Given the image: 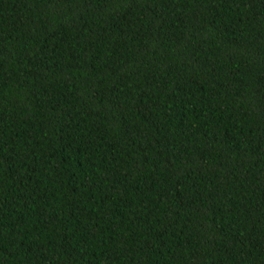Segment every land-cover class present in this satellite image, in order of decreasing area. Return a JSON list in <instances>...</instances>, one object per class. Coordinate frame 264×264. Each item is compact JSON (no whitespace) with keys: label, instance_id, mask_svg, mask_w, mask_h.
Here are the masks:
<instances>
[{"label":"trees","instance_id":"obj_1","mask_svg":"<svg viewBox=\"0 0 264 264\" xmlns=\"http://www.w3.org/2000/svg\"><path fill=\"white\" fill-rule=\"evenodd\" d=\"M0 264H264V0H0Z\"/></svg>","mask_w":264,"mask_h":264}]
</instances>
